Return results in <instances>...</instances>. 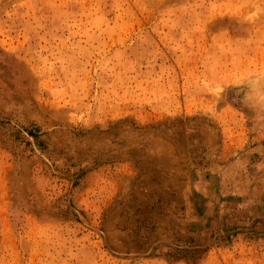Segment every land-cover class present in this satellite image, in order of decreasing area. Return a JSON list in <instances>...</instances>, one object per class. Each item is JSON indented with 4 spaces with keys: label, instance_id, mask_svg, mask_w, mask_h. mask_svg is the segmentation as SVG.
Returning a JSON list of instances; mask_svg holds the SVG:
<instances>
[{
    "label": "rangeland",
    "instance_id": "obj_1",
    "mask_svg": "<svg viewBox=\"0 0 264 264\" xmlns=\"http://www.w3.org/2000/svg\"><path fill=\"white\" fill-rule=\"evenodd\" d=\"M0 264H264V0H0Z\"/></svg>",
    "mask_w": 264,
    "mask_h": 264
}]
</instances>
